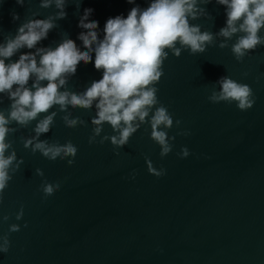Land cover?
<instances>
[{
	"label": "water",
	"instance_id": "1",
	"mask_svg": "<svg viewBox=\"0 0 264 264\" xmlns=\"http://www.w3.org/2000/svg\"><path fill=\"white\" fill-rule=\"evenodd\" d=\"M148 3L80 0L77 7L68 0L66 18L57 20L58 27L37 47L55 48L67 34L86 51L77 38L85 31L78 27L85 9L93 10L89 22H98L96 31L102 39L107 19L126 18L132 7L143 9ZM198 6L208 16L190 23L214 34L225 26L224 5L212 0ZM56 11L54 6L40 8L39 0H26L23 6L16 0H0V43L5 36H14L26 19H44ZM33 12L39 15L32 17ZM13 13L19 19L14 21ZM260 35L264 36V29ZM222 39L202 54L183 50L177 58L169 52L164 61V75L155 86L160 103L173 116L168 135L175 136L172 151L164 158L150 139L148 125L115 150L119 155L109 141L90 145L94 106L68 109L87 126L67 128L60 119L64 113L58 112L50 132L40 137L60 144L70 140L78 149L71 166L68 158L49 161L23 147L20 137L34 135L36 121L8 136L23 163L0 202V216H9L0 223V235L7 234L10 240L9 250L0 252V264H264V46L237 62L231 53L236 36L223 49L218 47ZM27 52L35 49L22 48L5 62H15ZM92 57L94 61V52ZM225 75L252 88V108L240 111L235 103L207 100L213 88L219 90L214 84ZM101 78L102 70L97 71L93 62H80L68 90L83 92ZM9 104L3 97L0 109ZM182 131L189 134L177 135ZM105 134H114L107 123L101 135ZM182 147L189 150L183 159L177 155ZM145 156L155 168L165 169V175L149 174ZM37 168L43 177L36 175ZM44 180L60 182L59 190L47 199L40 190ZM21 205L24 214L16 220ZM13 223L20 230L9 233Z\"/></svg>",
	"mask_w": 264,
	"mask_h": 264
},
{
	"label": "clouds",
	"instance_id": "2",
	"mask_svg": "<svg viewBox=\"0 0 264 264\" xmlns=\"http://www.w3.org/2000/svg\"><path fill=\"white\" fill-rule=\"evenodd\" d=\"M25 2L16 0L21 6ZM74 2L79 7L80 0ZM127 2L134 4L135 0ZM210 2L212 0H149L146 8L142 9L139 5L132 7L126 18L117 15L107 19L102 39L98 38L96 31L98 22H89L93 10L85 9L78 23V27L85 30L77 37L86 49L81 51L67 34L55 48L37 47L52 29L58 27L56 21L66 18L68 3V0H39L40 8L54 6L57 11L44 19H26L14 36H5L4 42L0 43V104L5 96L10 101L6 110L0 109V202L13 175L23 163L22 158H17L8 136L28 128L33 121H36L32 129L34 135L20 137L23 147L30 149L32 154L39 152L49 161L68 158L69 166L74 163L78 149L70 140L60 144L40 139L50 132L58 112L64 113L60 119L67 128L87 126L84 120L72 116L69 107L90 110L94 106L95 116L91 119L92 129L88 137L90 145H103L109 141L114 154L119 155L115 150L126 146L142 125H148L150 139L160 148L159 156H167L173 148L171 142L175 140V136L168 135L174 121L172 113L160 103L157 96L159 90L155 85L164 75L163 64L169 52L177 58L183 50L190 55L202 54L217 38H223L218 44L223 49L236 36L231 53L237 62H242L250 52L264 46V36L260 35L264 29V0H215L225 6L226 12L225 26L215 34L201 31L200 25L190 23L208 16L205 8L198 5ZM38 15L37 12L32 13V17ZM12 19H19L18 14L13 13ZM22 48L35 49V52L23 53L15 62H5ZM80 62H93L97 71L102 70V78L92 81L83 92L70 91L69 78L75 75ZM30 80L31 87L28 86ZM45 81L47 83L43 84ZM214 85H218L219 90L213 88L207 97L209 102L235 103L240 111L253 107L255 97L249 85L226 75ZM53 108L56 111H50ZM105 123L114 134L101 135ZM13 124L18 127H11ZM180 124L179 119L175 120V126ZM188 134L186 131L177 133ZM97 137L100 139L97 140ZM177 155L183 159L189 155V150L182 147ZM144 159L149 174L156 177L165 175V169L155 168L147 156ZM35 173L40 177L44 175L39 168ZM134 176L135 173L132 178ZM59 188L60 182L44 180L40 185L44 199ZM23 214L21 205L15 219L21 220ZM8 220V215L0 216V223ZM24 227H27V222ZM19 230L20 225H9V233ZM9 247L8 235H0V252L6 253Z\"/></svg>",
	"mask_w": 264,
	"mask_h": 264
}]
</instances>
